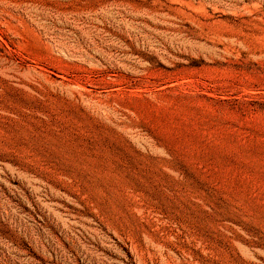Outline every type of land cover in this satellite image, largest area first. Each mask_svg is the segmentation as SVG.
Instances as JSON below:
<instances>
[{"label": "rangeland", "instance_id": "374dc122", "mask_svg": "<svg viewBox=\"0 0 264 264\" xmlns=\"http://www.w3.org/2000/svg\"><path fill=\"white\" fill-rule=\"evenodd\" d=\"M0 264H264V0H0Z\"/></svg>", "mask_w": 264, "mask_h": 264}]
</instances>
